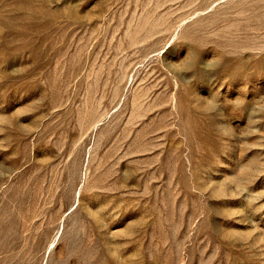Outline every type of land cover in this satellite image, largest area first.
<instances>
[{
  "label": "rangeland",
  "instance_id": "1",
  "mask_svg": "<svg viewBox=\"0 0 264 264\" xmlns=\"http://www.w3.org/2000/svg\"><path fill=\"white\" fill-rule=\"evenodd\" d=\"M0 264H264V0H0Z\"/></svg>",
  "mask_w": 264,
  "mask_h": 264
}]
</instances>
